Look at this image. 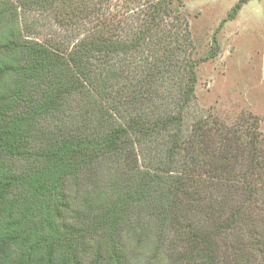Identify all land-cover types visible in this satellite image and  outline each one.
<instances>
[{
	"label": "trees",
	"instance_id": "obj_1",
	"mask_svg": "<svg viewBox=\"0 0 264 264\" xmlns=\"http://www.w3.org/2000/svg\"><path fill=\"white\" fill-rule=\"evenodd\" d=\"M247 1L202 59L180 0H0V264H264V138L185 124Z\"/></svg>",
	"mask_w": 264,
	"mask_h": 264
},
{
	"label": "rangeland",
	"instance_id": "obj_2",
	"mask_svg": "<svg viewBox=\"0 0 264 264\" xmlns=\"http://www.w3.org/2000/svg\"><path fill=\"white\" fill-rule=\"evenodd\" d=\"M238 1L180 0L197 58L207 56L220 22ZM33 16L27 22L42 20ZM50 21L46 17L41 22ZM216 35L217 55L196 68L197 84L185 124L199 115L225 129L256 128L264 138V0L247 1ZM228 245L226 252L230 254L233 249ZM135 252L138 255L133 264H167V256L152 259L149 254L143 257L138 250Z\"/></svg>",
	"mask_w": 264,
	"mask_h": 264
}]
</instances>
